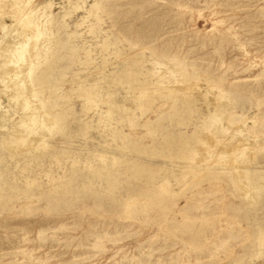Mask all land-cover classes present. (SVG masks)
<instances>
[{"label": "rangeland", "instance_id": "obj_1", "mask_svg": "<svg viewBox=\"0 0 264 264\" xmlns=\"http://www.w3.org/2000/svg\"><path fill=\"white\" fill-rule=\"evenodd\" d=\"M3 1L0 264H264V0Z\"/></svg>", "mask_w": 264, "mask_h": 264}, {"label": "bare ground", "instance_id": "obj_2", "mask_svg": "<svg viewBox=\"0 0 264 264\" xmlns=\"http://www.w3.org/2000/svg\"><path fill=\"white\" fill-rule=\"evenodd\" d=\"M2 2H4L3 0H0V5H2L3 3ZM5 4V3H4ZM13 9V8H12ZM15 9V8H14ZM16 11V14H17V12H18V10H15ZM3 12V11H2ZM9 13V12H8ZM13 15V14H12ZM23 15V14H22ZM17 16V15H16ZM26 17V16H25ZM20 23H21V25H22V27H23V29L25 30V31H27V26H30V24L28 25L27 23H28V21H27V19L26 18H24L23 17V19L22 20H20ZM11 38H13V37H11ZM8 39V38H7ZM11 43V42H10ZM8 76V75H7ZM160 91V90H159ZM154 92V91H153ZM156 93V92H155ZM112 109V108H111ZM164 190V192L165 191H167L168 192V190L167 189H163Z\"/></svg>", "mask_w": 264, "mask_h": 264}]
</instances>
